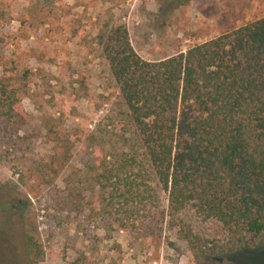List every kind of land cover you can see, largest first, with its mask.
I'll use <instances>...</instances> for the list:
<instances>
[{
    "label": "rangeland",
    "instance_id": "1",
    "mask_svg": "<svg viewBox=\"0 0 264 264\" xmlns=\"http://www.w3.org/2000/svg\"><path fill=\"white\" fill-rule=\"evenodd\" d=\"M263 16L264 0H0V99L14 92L27 114L0 109V264H32L25 235L37 264H264V251L196 263L180 225L212 239L216 223L168 215L151 178L153 198L126 204L96 180L116 154H141L101 55L104 24L157 61Z\"/></svg>",
    "mask_w": 264,
    "mask_h": 264
},
{
    "label": "trees",
    "instance_id": "2",
    "mask_svg": "<svg viewBox=\"0 0 264 264\" xmlns=\"http://www.w3.org/2000/svg\"><path fill=\"white\" fill-rule=\"evenodd\" d=\"M98 39L141 151L116 154V165L96 178L110 187V201L152 197L143 182L151 178L166 195L168 215L190 209L218 225L220 237L212 239L180 225L196 263L263 252L264 16L157 61L137 55L124 25L104 24ZM1 96L3 116L27 118L14 92ZM24 244L37 264L41 247L30 235Z\"/></svg>",
    "mask_w": 264,
    "mask_h": 264
}]
</instances>
